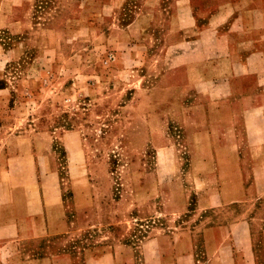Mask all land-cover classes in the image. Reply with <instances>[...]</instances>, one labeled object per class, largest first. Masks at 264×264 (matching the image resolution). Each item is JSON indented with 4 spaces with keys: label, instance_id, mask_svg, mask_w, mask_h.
I'll list each match as a JSON object with an SVG mask.
<instances>
[{
    "label": "rangeland",
    "instance_id": "obj_1",
    "mask_svg": "<svg viewBox=\"0 0 264 264\" xmlns=\"http://www.w3.org/2000/svg\"><path fill=\"white\" fill-rule=\"evenodd\" d=\"M15 2L0 7V138L11 141L0 153L9 184H38L55 202L57 247L77 264L106 250L128 264H264V195L248 159L264 116L199 118L189 106L212 98L166 95L174 0Z\"/></svg>",
    "mask_w": 264,
    "mask_h": 264
},
{
    "label": "crops",
    "instance_id": "obj_2",
    "mask_svg": "<svg viewBox=\"0 0 264 264\" xmlns=\"http://www.w3.org/2000/svg\"><path fill=\"white\" fill-rule=\"evenodd\" d=\"M15 1L17 0H0V7L3 3L5 6L15 5ZM106 1L112 8L116 0ZM173 7L170 13L167 12V28L177 37L168 45L172 53L168 56L167 82L172 83L171 86L168 85L166 95H182L183 100H187L189 89L195 88L201 96L212 98L209 103L189 106L198 113L199 118L201 113L207 118L209 113L264 116V0H174ZM11 14L8 10V22ZM142 14L138 12L137 16ZM136 20L126 24V27L137 23ZM262 124L264 126V121ZM214 129L209 123L206 126L209 135L210 132L213 134ZM219 130L224 134L225 146H231L229 126L222 125ZM210 136V143L214 146L213 136ZM9 143V139L0 138V144ZM213 157L216 158V155ZM26 159L29 161L28 155ZM248 159L254 164L251 190L263 196V136L250 144ZM230 164L232 174L237 175L236 167L239 165L236 166L233 159ZM11 167L8 150H2L0 264H77L72 256H68V249L57 247L62 238L58 232L51 231L56 227H52L55 219L49 214L50 205L55 202L44 199L45 195L42 193L45 192L39 189L38 184H9L7 181L14 174ZM220 172L217 169L215 174ZM203 173L207 175V172ZM222 189L219 188L221 192ZM20 193L27 195L26 201ZM222 200L223 196L220 194L219 202ZM246 223L248 221L237 227L242 231ZM238 236L242 239L240 232ZM159 240L162 239L156 238L154 244L157 245ZM167 251H161L162 256L165 254L167 258ZM68 252L72 255L73 250ZM251 256L254 263L252 252ZM120 257L123 256L118 255L117 251L106 250L86 257L84 264H128ZM173 262L172 258L163 260L161 264Z\"/></svg>",
    "mask_w": 264,
    "mask_h": 264
},
{
    "label": "built area",
    "instance_id": "obj_3",
    "mask_svg": "<svg viewBox=\"0 0 264 264\" xmlns=\"http://www.w3.org/2000/svg\"><path fill=\"white\" fill-rule=\"evenodd\" d=\"M115 56L113 53H108L105 59V63H107L109 60H114Z\"/></svg>",
    "mask_w": 264,
    "mask_h": 264
}]
</instances>
